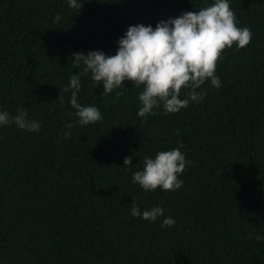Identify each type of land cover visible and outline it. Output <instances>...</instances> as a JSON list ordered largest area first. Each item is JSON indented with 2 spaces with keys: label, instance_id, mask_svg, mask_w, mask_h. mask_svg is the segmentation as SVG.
I'll return each instance as SVG.
<instances>
[{
  "label": "trees",
  "instance_id": "trees-1",
  "mask_svg": "<svg viewBox=\"0 0 264 264\" xmlns=\"http://www.w3.org/2000/svg\"><path fill=\"white\" fill-rule=\"evenodd\" d=\"M211 2L80 0L77 10L67 0H0V109L23 108L41 124L0 127V264H264V0H230L251 40L225 48L222 86L206 81L203 99L178 112L161 105L138 117L142 86L105 94L83 75L78 102L103 119L79 125L64 91L83 67L72 53L114 55L128 26ZM181 145L190 163L180 189L132 182L145 156ZM133 199L175 223L133 217Z\"/></svg>",
  "mask_w": 264,
  "mask_h": 264
},
{
  "label": "clouds",
  "instance_id": "clouds-1",
  "mask_svg": "<svg viewBox=\"0 0 264 264\" xmlns=\"http://www.w3.org/2000/svg\"><path fill=\"white\" fill-rule=\"evenodd\" d=\"M70 8L79 10L80 0H67ZM60 19L53 17V23ZM252 32L248 27H238L236 16L230 8V0H212L201 6L198 11H183L175 18L161 19L153 27L151 24L138 23L128 26L124 34L116 41L114 55H106L102 50H90L87 54L72 53V63L83 65L82 70L69 78L64 87L70 91L69 104L75 110V123L89 125L103 119L95 105H82L78 102L83 75H89L96 84L103 86V93H112L121 89L125 81L141 87L138 93L140 107L138 117L153 114V110L162 105L163 110L175 113L203 99L205 92L201 88L207 81L212 87L222 86L216 74L217 61L223 59L225 48H243L249 44ZM188 91L181 97V89ZM199 90V91H198ZM119 95V92H117ZM15 126L28 132H39L41 124L30 118L27 111L18 108L15 114L0 109V127ZM73 124L66 125L71 129ZM65 138L71 135L64 131ZM181 146L170 150H161L154 157L145 156L142 170L132 173V182L145 191L159 187L163 191H175L181 188L179 178L190 163L181 151ZM132 157L124 158L123 166H131ZM130 214L149 222L163 217L160 227H171L175 219L164 216V209L154 205L140 209L134 199ZM257 240L264 236L257 235Z\"/></svg>",
  "mask_w": 264,
  "mask_h": 264
}]
</instances>
